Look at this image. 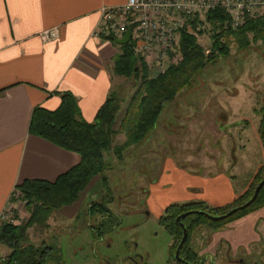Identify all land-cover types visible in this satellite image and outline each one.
<instances>
[{"label":"rangeland","instance_id":"rangeland-1","mask_svg":"<svg viewBox=\"0 0 264 264\" xmlns=\"http://www.w3.org/2000/svg\"><path fill=\"white\" fill-rule=\"evenodd\" d=\"M208 30L209 27L204 25L200 35H196V42L205 54L210 44ZM229 43L226 57H217L205 65L188 86L163 105L153 129L143 141L123 151L120 160L110 151L104 153L106 169L102 176L105 187L101 185V177H95L74 203L51 213L47 230L35 227L27 230L30 244L53 248L51 258L44 264H180L171 253L172 239L157 219L167 206L177 204L171 201V196L176 191L174 183L178 179L181 187L196 179L189 175L192 170L202 172L203 166H210L213 161L218 167V161L212 159L208 149L216 148L209 133L217 126L211 124L210 117L215 115L217 123L221 122V116L227 120L228 101L239 105L245 103L248 100L245 93L249 94L253 104L246 113L239 111L245 113L248 120L243 124V127L248 125L246 137L237 133L238 128H233L231 122L234 120L228 119L224 123L228 125L234 147L245 145L238 154L239 163L232 171L234 191L242 188L250 172H256L264 164L257 127L254 128L258 124L255 116L264 103V43L250 42L244 49H238L232 40ZM149 76L154 75L149 73ZM134 86L135 81L131 78H120L112 86V91L121 98L115 128ZM234 90H239V95L230 99ZM216 101L223 102L225 109H215L210 104ZM202 104L204 106L199 107ZM123 141L120 134L112 145H120ZM208 176L213 177L209 173ZM186 186L185 192H188ZM171 188L173 191L170 192ZM101 199L116 222L107 232L96 226L105 220L103 216L87 213L88 205ZM232 201L226 205L230 206ZM226 205L206 204L212 209ZM4 212L12 216L13 225L24 222L28 216L23 203L14 198L8 200ZM261 214L260 220L264 221V212ZM242 217L227 222L216 231L204 226L197 228L190 238L198 254L196 264H264L262 221L256 234L252 230L254 222L242 220ZM99 232L102 236H98ZM2 253L6 255L7 250L0 246V255Z\"/></svg>","mask_w":264,"mask_h":264},{"label":"crops","instance_id":"crops-1","mask_svg":"<svg viewBox=\"0 0 264 264\" xmlns=\"http://www.w3.org/2000/svg\"><path fill=\"white\" fill-rule=\"evenodd\" d=\"M125 1L0 0V212L12 189L23 180L52 182L79 162L77 154L28 134L30 114L34 107L55 110L59 94L68 92L74 97L81 118L92 121L113 84L120 79L112 73V59L118 50L110 41L93 37L92 32L97 28L101 8L120 6ZM54 27L58 30L56 40L42 43L38 34ZM234 91L230 99L239 95V90ZM245 95L248 100L240 105L228 101L227 120L221 116L217 123L215 115L210 117L211 124L217 126L209 133L216 148L208 149L218 167L213 161L212 165L203 166L202 172L192 170L189 175L197 180H189L181 187L178 179L172 202L200 200L207 205L223 206L247 188L255 171L250 172L242 188L234 191L232 171L245 145L234 147L228 125L224 124L228 119L234 120L233 128L246 137L248 125L243 124L248 120L244 114L253 104L249 94ZM210 104L215 109H225L223 102ZM240 110L245 113L240 114ZM255 117L259 120L258 115ZM262 212L264 207L242 217L254 222L252 230L256 234ZM261 223L264 227V221Z\"/></svg>","mask_w":264,"mask_h":264},{"label":"trees","instance_id":"trees-1","mask_svg":"<svg viewBox=\"0 0 264 264\" xmlns=\"http://www.w3.org/2000/svg\"><path fill=\"white\" fill-rule=\"evenodd\" d=\"M202 24L209 27L210 44L207 53L205 54L202 47L197 44V34L180 31L177 44L179 62L168 66L155 76H149L148 68L143 60L134 54L131 43L117 46L110 40L118 49V53L112 59L113 75L135 81L134 91L126 102L117 128L115 124L121 98L114 91L108 93L91 122L81 118L76 101L68 92L59 94V105L55 110L49 111L42 107L32 109L28 134L77 154L79 162L52 182L23 180L14 187L28 216L19 224H0V246L7 250L4 261L0 264H44L50 259L53 248L44 244L38 246L30 244L27 230L33 227L47 230V221L51 213L74 203L95 177H101V185L105 187L106 181L102 176L106 169L104 153L110 151L117 160H120L123 151L143 141L153 129L163 105L188 86L192 77L205 65L217 57L224 58L228 55L229 40H232L238 49L246 48L250 42L264 43L263 17L247 20L232 30L228 26L226 14L214 9L204 13ZM257 113L259 120L256 132L264 153V103ZM120 134L123 135L124 141L120 145H112V141ZM261 180H264V164L256 170L247 188L233 199L230 206L212 209L203 202L167 206L157 219V223L172 239L171 253L174 252L181 237V228L174 221L178 215L188 211L204 212L210 216L222 215L229 209L245 203ZM262 207L264 185L249 206L222 221L211 222L198 214L184 217L180 223L186 230V239L179 251L180 258L190 264H196L198 254L190 243V238L198 227L204 226L216 231L227 222ZM87 213L103 216L105 220L96 225L102 227L103 232L109 231L116 224L108 213L106 202L102 199L98 203H90ZM98 236H102V233L99 232Z\"/></svg>","mask_w":264,"mask_h":264},{"label":"built area","instance_id":"built-area-1","mask_svg":"<svg viewBox=\"0 0 264 264\" xmlns=\"http://www.w3.org/2000/svg\"><path fill=\"white\" fill-rule=\"evenodd\" d=\"M219 9L228 18V26L235 30L245 21L264 18V0H126L123 5L103 7L99 10L97 28L92 32L96 39L110 41L120 39L129 30L133 52L139 56L152 75L162 73L168 66L180 60L177 44L180 31L198 34L204 13ZM56 27L42 31L38 39L42 43L56 40ZM18 200L14 188L8 200ZM0 212L1 222L14 224L10 214ZM5 255H0V263Z\"/></svg>","mask_w":264,"mask_h":264},{"label":"water","instance_id":"water-1","mask_svg":"<svg viewBox=\"0 0 264 264\" xmlns=\"http://www.w3.org/2000/svg\"><path fill=\"white\" fill-rule=\"evenodd\" d=\"M129 34H130V31L127 30L124 35L120 38V39H115L114 40V43L118 46H123V45H126L128 40H129ZM264 185V180H261L258 182V184L254 187L253 189V192L251 194V197L243 204H241L240 206H237V207H234V208H231L229 209L227 212H225L224 214L222 215H218V216H210L208 215L207 213H204V212H197V211H188V212H184L180 215H178L174 221L175 223L181 228V237L174 249V252H173V259L180 263V264H190L184 260H182L179 256V251H180V248L181 246L183 245L185 239H186V230L185 228L183 227V225L180 223V220L183 219L184 217L186 216H189V215H200V216H203L204 218H206L207 220L211 221V222H219V221H222L226 218H228L229 216L233 215L234 213L238 212V211H241L243 209H245L247 206H249L256 198L259 190L261 189V187Z\"/></svg>","mask_w":264,"mask_h":264},{"label":"flooded vegetation","instance_id":"flooded-vegetation-1","mask_svg":"<svg viewBox=\"0 0 264 264\" xmlns=\"http://www.w3.org/2000/svg\"><path fill=\"white\" fill-rule=\"evenodd\" d=\"M133 264H137V263H133Z\"/></svg>","mask_w":264,"mask_h":264}]
</instances>
